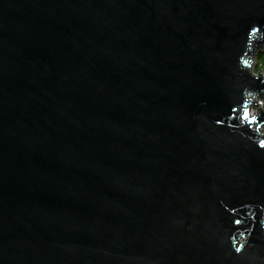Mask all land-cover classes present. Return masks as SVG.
<instances>
[{
    "label": "water",
    "instance_id": "95a60500",
    "mask_svg": "<svg viewBox=\"0 0 264 264\" xmlns=\"http://www.w3.org/2000/svg\"><path fill=\"white\" fill-rule=\"evenodd\" d=\"M258 51L264 0H0V264H264Z\"/></svg>",
    "mask_w": 264,
    "mask_h": 264
},
{
    "label": "built area",
    "instance_id": "2783aa9c",
    "mask_svg": "<svg viewBox=\"0 0 264 264\" xmlns=\"http://www.w3.org/2000/svg\"><path fill=\"white\" fill-rule=\"evenodd\" d=\"M253 70H254V68H253ZM258 71H260L264 75V69L259 68ZM255 72H257V71H255ZM252 97H253V99H254V101H255L256 104H254V103H251L250 104V109H249V114L250 115L255 114L258 111V108H263V101H262V99L257 94L252 95ZM261 129L262 130L264 129V123L261 126Z\"/></svg>",
    "mask_w": 264,
    "mask_h": 264
},
{
    "label": "trees",
    "instance_id": "16d2710c",
    "mask_svg": "<svg viewBox=\"0 0 264 264\" xmlns=\"http://www.w3.org/2000/svg\"><path fill=\"white\" fill-rule=\"evenodd\" d=\"M259 68L264 69V51H258L255 55L254 70L258 71Z\"/></svg>",
    "mask_w": 264,
    "mask_h": 264
}]
</instances>
